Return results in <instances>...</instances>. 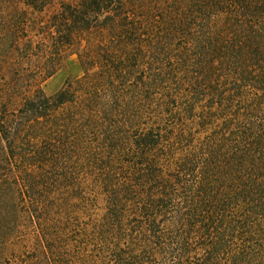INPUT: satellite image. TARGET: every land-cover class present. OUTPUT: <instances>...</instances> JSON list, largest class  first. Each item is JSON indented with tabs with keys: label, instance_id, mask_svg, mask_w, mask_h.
<instances>
[{
	"label": "rangeland",
	"instance_id": "1",
	"mask_svg": "<svg viewBox=\"0 0 264 264\" xmlns=\"http://www.w3.org/2000/svg\"><path fill=\"white\" fill-rule=\"evenodd\" d=\"M60 1L54 0L40 14L26 7L22 0H0V121H9L6 134L15 140L12 165H6L5 151H0V264H19L22 258L18 255L22 252L41 258L46 264H55V259L61 257L68 264H113L109 250L97 239L101 234L106 235L101 226L106 206L103 179L108 180L111 190L122 185V191H131V200L126 202V223L138 226L145 222L140 209L149 204L144 191L151 178L147 177L145 166L134 164L138 160L133 143L134 137L150 129L155 134L163 131L160 145L151 156L154 160L162 153V158L154 161L153 183L159 188L166 181L169 185L163 209L152 203L149 211V216L155 214L156 224H161L162 246L149 233L145 234L144 242H132L126 235L127 242L122 245L133 243L140 264H201L217 237L203 234L208 223L205 213L200 217L190 216L192 204L204 199L198 194L197 172L188 178L176 166L184 163L183 155H200L205 140L216 134L222 119H214L219 116L213 112L212 118L202 123L201 117L213 111L206 106V100L195 106L184 104L193 83L186 80L181 69L176 74L178 65L168 54L161 53L152 65L154 73H166L168 79L163 82L150 80L149 52L144 53V61L135 64L118 62L113 57L115 51L104 54L102 50L104 58L95 62L90 58L93 53L86 47L78 49L77 54L69 53L59 69L46 77L40 66L42 53L34 49L40 39L35 29L43 27L49 15L58 11ZM22 13L26 15L20 22ZM10 28L17 34L12 45L5 40L6 30ZM175 42L176 46L165 50L170 57L179 54L175 48L180 49L177 46L182 41L178 38ZM25 43H31L34 51L27 58L18 53ZM161 49L165 48L161 46ZM188 63L191 65L193 58ZM229 87L221 84L218 89L224 91ZM65 88L73 99L71 102L57 109L50 107L46 115L36 120L21 111L23 103L39 95V91L49 97ZM255 95L256 91L245 89L236 105H242L246 99L250 101ZM263 108L259 107L258 111L264 112ZM28 119L33 120L27 122ZM233 123L236 125L238 121L234 119ZM0 142L8 146L5 140ZM21 158L25 163L15 162ZM10 167L24 171L18 175L30 183L40 208L47 204L50 208L46 226L56 223L49 236L53 239L50 244L54 252L50 257L44 258L42 254L46 241L40 239L38 224L28 221L23 212L27 206L35 205V196L33 200L28 197V183L21 181V176L16 180L10 178ZM257 172L263 175L264 165ZM137 174L143 176V181L135 182ZM243 178L248 179L245 172ZM154 197L157 201V196ZM247 205L239 207L245 209L243 212L236 207L225 209L227 221L244 222L220 236L224 249L207 264H229L237 252L245 254L254 264H264V216L254 217L255 211ZM192 219L194 227L182 233V225ZM128 233L127 228L125 234Z\"/></svg>",
	"mask_w": 264,
	"mask_h": 264
},
{
	"label": "trees",
	"instance_id": "2",
	"mask_svg": "<svg viewBox=\"0 0 264 264\" xmlns=\"http://www.w3.org/2000/svg\"><path fill=\"white\" fill-rule=\"evenodd\" d=\"M53 1L22 0L26 7L40 14ZM23 15L25 17L26 13L20 15V22ZM35 30L36 37L40 39L34 49L42 53L40 66L46 77L59 69L69 53L77 54L78 49L86 47L89 53H93L90 58L95 62L104 58L102 50L104 54L110 50L115 51L113 57L118 62L133 61L135 64L144 61V53L149 52L150 80L155 83L160 79L163 82L168 79L166 73H154L152 65L161 53L168 54L175 65L179 66L175 68L176 74L181 69L186 80L195 84H191L192 89L184 97L188 101L184 104L195 106L199 101L206 100V106L213 111L203 114L200 119L202 123L211 119L213 112L218 113L219 118L214 119H222L221 125L214 136L205 140L200 155H183L181 158L184 163L176 166L188 178L194 177L197 172L198 194L204 196V199L192 204L190 216L200 217L205 213L208 223L203 234H214L217 237L208 247L207 258L201 259V264H207L224 249L220 236L234 231L237 225L244 222L235 219L227 221L224 215L227 207H236L243 212L245 209L239 207L250 204L255 211L254 217L264 216V174L259 175L257 172L264 165V112L258 111L259 107H264V0H61L58 11L49 15L43 27ZM5 34L7 44L12 45L17 40L13 28L7 29ZM178 38L182 41L177 46L180 49L175 48L179 54L170 57V53L165 50H169L172 45L176 46L175 40ZM41 45L44 48L41 49ZM161 46L165 49H161ZM8 47L10 51L11 46ZM74 49L76 51H72ZM33 52L31 43H25L18 53L27 58ZM83 55L79 54L81 61ZM190 58H193V63L188 65ZM221 84L230 87L220 91L218 86ZM245 89H252L257 95L250 101L246 99L241 102L242 105H236ZM37 95L27 99L21 109L34 120L42 117L50 107L57 109L73 100L66 88L49 97L43 91ZM234 119L238 121L236 125ZM0 124V139L8 145L0 142V151H5L6 165L10 166L15 140L7 135L5 129L9 121H0ZM162 134L163 131L159 130L155 134L150 129L134 137V155L138 160L134 164L145 166L147 177L151 178L147 181L149 187L144 191L149 204L140 209L145 214V222L138 226L126 223V202L131 200V191H122V185L118 190H111L108 180L103 179L106 206L101 226L106 235L101 234L97 239L102 240V244L109 250L113 264L142 262L138 261L141 258L136 256L133 243L122 245L127 242L126 235L132 242H144L147 238L145 234L149 233L154 242L162 246L163 235L159 232L161 224H156L153 219L155 214L149 216L152 203L160 210L163 209L169 188L167 181L160 188L153 183V176H156L154 161L157 157L162 158V153L155 156L154 160L151 156L159 147ZM203 155L205 158H202ZM23 160L21 158L15 162ZM8 171L11 173L10 178L16 180L21 176V181L27 182L22 175H18L24 172L20 168L10 167ZM244 172L248 176L246 181L243 180ZM142 178L137 174L135 182L143 181ZM27 183V195L33 200L35 192H31L30 183ZM154 196H157V201ZM34 203L27 206L26 211H21L27 215L28 221L38 224L40 239L46 241L42 254L47 258L54 254L50 244L53 239L49 236L56 223L46 226L50 221H46L50 213L48 204L40 208L36 196ZM14 213L17 217V205ZM193 222L192 219L182 225L184 229L181 232L190 231L194 227ZM127 228L130 233L125 234ZM55 253L57 256L58 253ZM18 256L22 258L19 264H46L41 258L29 257L23 252ZM54 262L69 263L63 257ZM229 264L254 263L245 254L237 252L232 255Z\"/></svg>",
	"mask_w": 264,
	"mask_h": 264
}]
</instances>
